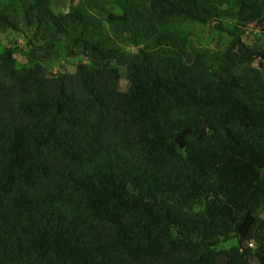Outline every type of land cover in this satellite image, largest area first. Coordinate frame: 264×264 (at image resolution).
Returning <instances> with one entry per match:
<instances>
[{"label": "trees", "instance_id": "obj_1", "mask_svg": "<svg viewBox=\"0 0 264 264\" xmlns=\"http://www.w3.org/2000/svg\"><path fill=\"white\" fill-rule=\"evenodd\" d=\"M89 2L0 0L41 43L0 52V264H264V0Z\"/></svg>", "mask_w": 264, "mask_h": 264}, {"label": "rangeland", "instance_id": "obj_2", "mask_svg": "<svg viewBox=\"0 0 264 264\" xmlns=\"http://www.w3.org/2000/svg\"><path fill=\"white\" fill-rule=\"evenodd\" d=\"M57 4L53 6L54 11L64 12L66 6L73 4H83L89 10L92 9L89 0H57ZM105 18H120L121 11L116 5L112 3L106 6V10L102 13ZM249 29L252 28L249 25ZM185 29L189 34L191 46L194 49L212 52L218 50L228 49L230 43L229 36L226 33H218L214 30L212 25H202L198 23L188 22L185 23ZM38 37L34 36V30L30 27L22 26L19 30H4L0 31V52L6 48H10L13 52V59L18 64L26 63L31 58V48L34 45H38ZM246 43L253 47L264 43V36L261 32L250 30L249 33L244 37ZM130 47L129 45H125ZM130 49H133L130 47ZM43 61L46 66L49 67L51 74H58L61 72H74L76 63L84 61V58L79 56L74 59L65 60L62 57L48 61L44 56L45 53L41 54ZM257 61L251 63L244 62L236 68L237 75H245L251 71L252 68L257 67ZM27 66V65H26ZM233 241L224 242L220 245V249L228 247Z\"/></svg>", "mask_w": 264, "mask_h": 264}, {"label": "water", "instance_id": "obj_3", "mask_svg": "<svg viewBox=\"0 0 264 264\" xmlns=\"http://www.w3.org/2000/svg\"><path fill=\"white\" fill-rule=\"evenodd\" d=\"M218 261L219 262H224V261H226V258L225 257H222V256H219L218 257Z\"/></svg>", "mask_w": 264, "mask_h": 264}, {"label": "built area", "instance_id": "obj_4", "mask_svg": "<svg viewBox=\"0 0 264 264\" xmlns=\"http://www.w3.org/2000/svg\"><path fill=\"white\" fill-rule=\"evenodd\" d=\"M249 245H252V241H251V242H249Z\"/></svg>", "mask_w": 264, "mask_h": 264}]
</instances>
